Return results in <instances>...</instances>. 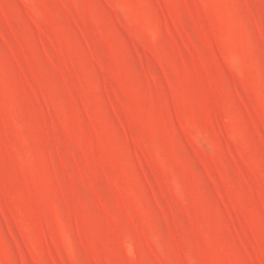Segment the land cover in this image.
<instances>
[{
  "label": "rangeland",
  "instance_id": "rangeland-1",
  "mask_svg": "<svg viewBox=\"0 0 264 264\" xmlns=\"http://www.w3.org/2000/svg\"><path fill=\"white\" fill-rule=\"evenodd\" d=\"M0 264H264V0H0Z\"/></svg>",
  "mask_w": 264,
  "mask_h": 264
}]
</instances>
